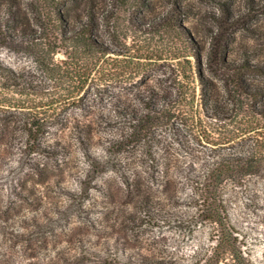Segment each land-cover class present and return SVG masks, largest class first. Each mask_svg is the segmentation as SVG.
Returning a JSON list of instances; mask_svg holds the SVG:
<instances>
[{
  "label": "rangeland",
  "instance_id": "rangeland-1",
  "mask_svg": "<svg viewBox=\"0 0 264 264\" xmlns=\"http://www.w3.org/2000/svg\"><path fill=\"white\" fill-rule=\"evenodd\" d=\"M90 1L101 12L98 39L124 58L147 59L139 76L94 85L84 108L65 110L67 126H52L45 147L21 146V124L8 127L11 117L1 118L0 264H239L227 254L216 260L214 229L195 215L193 179L205 143L170 127L123 147L109 141L129 128L123 111L140 106L139 90L161 92L173 83L174 48L202 62L224 96L225 79L209 65L215 48L226 60L264 65V0ZM88 2L0 0V17L18 31L1 34L0 59L34 69L33 46L19 36L41 31L40 21L60 12L82 16ZM184 33L198 41V55L185 47ZM243 76L264 83L256 71ZM255 184L257 192L226 198L247 263L264 264V178Z\"/></svg>",
  "mask_w": 264,
  "mask_h": 264
},
{
  "label": "trees",
  "instance_id": "trees-1",
  "mask_svg": "<svg viewBox=\"0 0 264 264\" xmlns=\"http://www.w3.org/2000/svg\"><path fill=\"white\" fill-rule=\"evenodd\" d=\"M88 3L82 16L70 19L60 12L55 20H41V31L19 36L33 46L34 69H18L0 59V120L11 117L4 122L8 127L15 121L21 124L27 137L21 146L45 147L46 133L57 124L66 127L64 111L72 106L84 108L94 85L133 79L142 73L145 63L141 60L147 59L143 54L131 53L124 58L123 53L112 51L98 39L101 12L94 2ZM0 31L6 38L18 35L1 17ZM185 37V47L198 55V41L189 33ZM171 56L179 67L174 68L173 83L161 92L139 90L140 106L129 105L123 111L131 122L129 128L109 144L123 147L168 127L205 143L207 147L200 150L201 170L193 179L195 215L214 229L216 260L227 254L239 264H249L238 243L226 197L241 189L257 192L255 183L264 178V83L243 76L249 70L264 74V65L248 58L226 60L215 48L209 65L225 79L228 93L224 96L205 73L202 62L194 65L178 48ZM81 141L89 147L87 138ZM148 264L175 262L159 259Z\"/></svg>",
  "mask_w": 264,
  "mask_h": 264
}]
</instances>
